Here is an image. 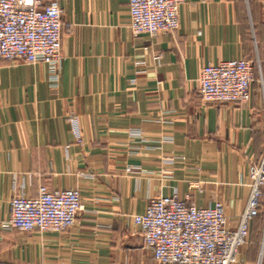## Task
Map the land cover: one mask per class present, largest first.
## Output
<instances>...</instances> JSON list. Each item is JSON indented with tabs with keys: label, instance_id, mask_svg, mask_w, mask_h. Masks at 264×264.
I'll list each match as a JSON object with an SVG mask.
<instances>
[{
	"label": "crops",
	"instance_id": "obj_1",
	"mask_svg": "<svg viewBox=\"0 0 264 264\" xmlns=\"http://www.w3.org/2000/svg\"><path fill=\"white\" fill-rule=\"evenodd\" d=\"M58 2L55 87L45 63L0 59V264H159L131 216L171 193L221 202L235 229L264 149V0H182L178 28L152 37L131 33L127 0ZM232 58L253 64L248 102L201 100L203 64ZM40 185L78 189L74 225L6 228L14 192ZM237 264H264L263 213Z\"/></svg>",
	"mask_w": 264,
	"mask_h": 264
},
{
	"label": "built area",
	"instance_id": "obj_2",
	"mask_svg": "<svg viewBox=\"0 0 264 264\" xmlns=\"http://www.w3.org/2000/svg\"><path fill=\"white\" fill-rule=\"evenodd\" d=\"M182 0H127L128 28L133 35L155 36L179 26ZM63 7L58 0H0V59L43 62L52 85L61 66ZM254 67L245 58L205 63L198 77V94L205 102L245 104L250 99ZM261 82V79H260ZM262 84V82H261ZM75 139L81 141L77 115L69 118ZM132 136L139 132H130ZM130 168L128 167L127 170ZM251 192L235 229L226 225L224 206L216 201L200 206L175 193L153 196L145 210L131 216L143 244L159 264H237L248 241L250 221L264 214V149L249 168ZM82 208L77 188L49 190L40 185L35 197L15 191L4 226L20 232H63L71 228Z\"/></svg>",
	"mask_w": 264,
	"mask_h": 264
},
{
	"label": "rangeland",
	"instance_id": "obj_3",
	"mask_svg": "<svg viewBox=\"0 0 264 264\" xmlns=\"http://www.w3.org/2000/svg\"><path fill=\"white\" fill-rule=\"evenodd\" d=\"M259 73H260V72H259ZM259 78H260V76H259ZM260 79H261V78H260ZM260 79H259V80H260Z\"/></svg>",
	"mask_w": 264,
	"mask_h": 264
}]
</instances>
